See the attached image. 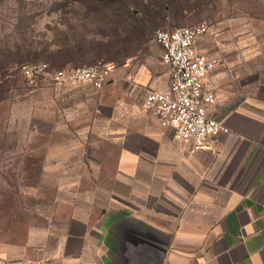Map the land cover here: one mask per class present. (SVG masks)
<instances>
[{
  "label": "crops",
  "instance_id": "crops-1",
  "mask_svg": "<svg viewBox=\"0 0 264 264\" xmlns=\"http://www.w3.org/2000/svg\"><path fill=\"white\" fill-rule=\"evenodd\" d=\"M240 49L221 47L205 76L207 113L230 132L204 149L143 108L147 89L168 90L167 67L123 77L140 95L81 83L48 97L72 137L49 146L51 198L39 193L21 234L0 233V264H264V73Z\"/></svg>",
  "mask_w": 264,
  "mask_h": 264
},
{
  "label": "rangeland",
  "instance_id": "rangeland-1",
  "mask_svg": "<svg viewBox=\"0 0 264 264\" xmlns=\"http://www.w3.org/2000/svg\"><path fill=\"white\" fill-rule=\"evenodd\" d=\"M203 22L210 25L202 44L211 57L223 46L241 48L264 73V0H0V233L18 224L21 234L39 193L51 198L47 165L61 151L49 146L72 137L52 127L57 103L48 97L82 85L59 84L52 73L107 63L115 88L94 93L131 87L140 95L123 77L165 70L155 32ZM35 62L48 63L51 75L24 78L20 65Z\"/></svg>",
  "mask_w": 264,
  "mask_h": 264
},
{
  "label": "built area",
  "instance_id": "built-area-1",
  "mask_svg": "<svg viewBox=\"0 0 264 264\" xmlns=\"http://www.w3.org/2000/svg\"><path fill=\"white\" fill-rule=\"evenodd\" d=\"M209 31L210 25L203 22L155 32L154 39L162 49L161 59L168 69L169 88H149L143 100V108L151 117L172 128L175 138L191 143L194 150L209 147V139L220 132H230L221 120L207 113V106L215 103L216 96L205 87L204 79L218 62L200 46ZM19 70L28 80L51 75L45 62L25 63ZM52 77L59 84L70 81L102 88L112 79L113 66L100 62L58 70Z\"/></svg>",
  "mask_w": 264,
  "mask_h": 264
},
{
  "label": "water",
  "instance_id": "water-1",
  "mask_svg": "<svg viewBox=\"0 0 264 264\" xmlns=\"http://www.w3.org/2000/svg\"><path fill=\"white\" fill-rule=\"evenodd\" d=\"M217 120H220V117H218V116H214Z\"/></svg>",
  "mask_w": 264,
  "mask_h": 264
},
{
  "label": "trees",
  "instance_id": "trees-1",
  "mask_svg": "<svg viewBox=\"0 0 264 264\" xmlns=\"http://www.w3.org/2000/svg\"><path fill=\"white\" fill-rule=\"evenodd\" d=\"M67 62H71V60H68Z\"/></svg>",
  "mask_w": 264,
  "mask_h": 264
}]
</instances>
